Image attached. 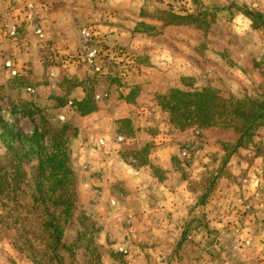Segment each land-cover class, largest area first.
<instances>
[{"label": "rangeland", "instance_id": "374dc122", "mask_svg": "<svg viewBox=\"0 0 264 264\" xmlns=\"http://www.w3.org/2000/svg\"><path fill=\"white\" fill-rule=\"evenodd\" d=\"M0 264H264V0H0Z\"/></svg>", "mask_w": 264, "mask_h": 264}, {"label": "trees", "instance_id": "16d2710c", "mask_svg": "<svg viewBox=\"0 0 264 264\" xmlns=\"http://www.w3.org/2000/svg\"><path fill=\"white\" fill-rule=\"evenodd\" d=\"M78 105H79V108H80V110H81V103H78Z\"/></svg>", "mask_w": 264, "mask_h": 264}]
</instances>
